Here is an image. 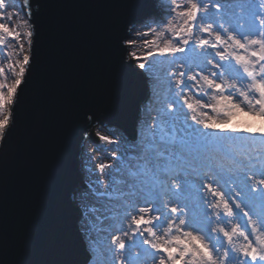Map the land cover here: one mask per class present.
<instances>
[{"label": "water", "instance_id": "obj_1", "mask_svg": "<svg viewBox=\"0 0 264 264\" xmlns=\"http://www.w3.org/2000/svg\"><path fill=\"white\" fill-rule=\"evenodd\" d=\"M30 4L31 63L0 142V264H85L73 197L86 187L81 146L97 140V123L134 138L148 89L124 39L157 7L153 0Z\"/></svg>", "mask_w": 264, "mask_h": 264}, {"label": "rangeland", "instance_id": "obj_2", "mask_svg": "<svg viewBox=\"0 0 264 264\" xmlns=\"http://www.w3.org/2000/svg\"><path fill=\"white\" fill-rule=\"evenodd\" d=\"M218 2L221 5L225 2L226 5L222 6L221 11L216 16L217 24L223 21L226 23L225 26L230 25L234 28L238 21L241 23L248 22L246 6L252 4L253 0H246V3L242 1L243 4L238 3L240 0H218ZM261 2L262 0H254L256 7H259ZM7 3L10 7L5 10L4 18L0 19V22L10 26L22 25L20 17L7 19L8 13H15L17 9H21L20 2L7 0ZM242 5L245 7L242 8ZM149 14H153L157 20L161 17L166 20L165 12L158 9ZM149 14L129 29L126 38L136 41L132 46L126 47V53L129 57H131L129 52H135L137 57L142 58L149 51L143 40L151 41L155 37L152 34L143 38L140 37L139 33L149 31L145 24L159 30L156 24L147 19ZM21 16L27 19L24 11ZM139 27L140 30L137 29ZM17 30L23 33L26 29L20 26ZM22 37L23 35H21L19 43L6 38V43L0 45V67L5 69L6 82L9 84L14 79L13 70L8 67L9 64L15 66L17 60L23 59L21 51L18 52L19 45L24 44L25 41V47L28 51L27 39L23 40ZM194 47L195 45L190 43L184 52L176 53L174 57H161L155 54L149 57L148 61L142 59L132 61L136 66L141 62L148 65L143 70L139 68L145 77L148 94L139 103L140 116L136 120L134 138L130 139L116 125L97 123L95 124L96 126L99 125L97 129H94L95 125L92 127L97 140H94V143L90 137L84 140L83 148L85 147V150L82 148L80 151V168L82 181L86 187L80 186L76 189L73 197L82 212L77 225L90 253L85 264H152L151 258L147 255V252L151 250L142 243L143 237L137 235L133 241L126 240L127 246L123 253H120L111 242L112 235H122L120 229L128 230L134 203L145 206L149 202L151 205L154 204L153 207L149 208H162L161 201L160 203H158L159 201L155 202L156 195L153 191L154 186L151 177L163 175L164 182L158 185L161 189L160 194L167 201H170L171 198L177 200V207L182 212L183 209L190 207L187 212L194 219L200 220L204 208L210 214V218L212 213H216L209 207V204L214 202L213 198L210 197L212 199L210 201L209 198L205 199L207 195L203 197V194L207 193L203 187L205 183H212L214 187L219 186L227 194L225 198L232 201L236 199L232 189L234 186L239 187V179L244 170L252 163L259 166L261 158H264V143H261L258 137L255 140L247 138L248 134L243 132L227 131L220 133L210 143L204 142L203 145H200L202 137L198 134L205 129L202 125L191 120L190 113L183 102V97L196 98L200 96L202 98L199 95L198 82L195 83L193 80L189 83L185 81L184 76L182 79L185 83L179 87L176 85V81L181 79L179 74L181 72L186 73L187 65H192L196 72L207 75L206 69L210 64L200 54L199 48H195L193 51ZM207 58L219 62V57H216L211 49L208 50ZM173 63L178 65L173 67ZM18 70L15 68V71ZM194 75L197 74L194 72ZM142 114L143 118L150 119L149 132L147 128H138V120ZM241 116L248 123L250 122L248 118L250 120L255 119L256 123L253 129L264 126V121L258 117ZM98 132L108 136L114 143L109 144L107 141H101L97 135ZM236 134H239V140L236 138ZM119 140L125 146L128 157L126 160H121ZM100 164H104L106 167L101 170ZM176 172L179 173L177 178L182 183L173 181L169 184V179L174 177ZM181 193L186 194L180 200ZM102 198L105 203L101 202ZM185 199L186 201H183ZM165 203L168 202L164 200ZM103 204L106 206L100 209ZM169 205L168 209L172 207L171 204ZM232 207L237 219H229L230 222L227 224L230 226L239 223L242 227H247V217L236 210L234 204ZM134 209L138 210L137 208ZM219 210L220 208L217 209L218 213ZM156 212L153 211L152 213L156 214ZM130 213L131 215L128 216ZM220 235L222 240L219 239V243L216 242L215 246L219 247L220 244H223V247H219L218 253V255H223L224 249L229 246L223 235Z\"/></svg>", "mask_w": 264, "mask_h": 264}, {"label": "snow or ice", "instance_id": "obj_3", "mask_svg": "<svg viewBox=\"0 0 264 264\" xmlns=\"http://www.w3.org/2000/svg\"><path fill=\"white\" fill-rule=\"evenodd\" d=\"M23 6V9L7 14L8 20L20 17L22 25L10 26L0 22V45L6 43V38L19 43L23 35L31 48L34 31L30 23V0H23ZM9 7L7 0H0V19L4 18L5 10ZM221 8L218 0H170L164 10L166 20L164 17L157 20L153 14L147 17L159 30L145 24L149 31L139 33L141 38L149 34L155 37L151 41L143 40L149 48L147 55L141 58L135 52L128 54L133 59L148 61L155 54L174 57L176 53L184 52L190 43L194 44L193 51L199 48L207 63L219 71L213 72L212 78L202 73L188 77L189 81H193L198 76L199 89L204 96H208L206 101L200 96L183 97L191 120L205 129L247 133V138L255 140L258 137L264 143V126L253 129L245 121L243 128L236 125L230 129L225 127L241 115L258 117L264 121V0L259 7L255 6L254 0L247 5L248 22L238 21L234 28L230 25L226 27L223 21L217 24L216 16ZM24 9H27V19L21 16ZM20 26L26 29L23 33L17 30ZM135 43L130 38L124 41L126 47ZM19 47L23 50V44ZM209 49L219 57V62L207 58ZM30 63V54H25L22 60L16 61L15 66L9 64L14 77L11 84L6 82V71L0 67V77H3L0 79V142L5 141L12 126L13 108ZM147 66L144 62L137 64L142 70ZM15 68L19 70L15 71ZM179 75L181 79L176 81L178 87L185 83L182 78L186 73L181 72ZM97 135L101 141L114 143L106 135L99 132ZM105 167L100 164L101 170ZM203 187L213 198L210 208L219 209L222 206L224 215L231 219L234 216V204L235 209L247 217V227L239 223L230 226L221 223L219 214L213 213L217 216V224L209 231L211 220L208 213L204 220L186 219L179 207H171L169 212L174 215L165 219L164 214H151L159 209L139 207L131 216L128 230L120 229L122 235L111 236L112 244L123 253L127 246L126 240L133 241L139 235L143 237L142 243L151 250L147 255L152 264H180V261L183 264H264V158H261L259 166L252 163L244 170L239 187L234 186L232 189L236 197L232 201L225 198L227 194L219 186L205 183ZM163 207L168 208V204L165 203ZM211 233H217L218 236L222 234L227 241L229 247L224 249L223 255H218L219 247H223V244L219 247L213 245Z\"/></svg>", "mask_w": 264, "mask_h": 264}, {"label": "bare ground", "instance_id": "obj_4", "mask_svg": "<svg viewBox=\"0 0 264 264\" xmlns=\"http://www.w3.org/2000/svg\"><path fill=\"white\" fill-rule=\"evenodd\" d=\"M18 3H19V0H16ZM154 1V4H156V6H157V9L159 10V11H161V12H165L164 10H165V8L170 4V0H153ZM242 1H243V3H246L245 1L246 0H240V2H238V3H241V4H243L242 3ZM224 5H226V3L224 2L223 4H222V6H224ZM19 6H20V8L21 9H23L22 8V6L20 5V3H19ZM213 12H215V9L214 10H212ZM226 24V23H225ZM227 26H229V25H227ZM226 26V27H227ZM135 27H138V26H135ZM233 27V26H232ZM132 29H134V28H132ZM138 30H140V27L139 28H137ZM22 39L24 40L25 39V37L23 36L22 37ZM134 41H135V39H134ZM22 44V43H21ZM26 45H25V41H24V44H23V50H21L20 49V47H19V49H18V52L19 51H21V53H22V55L21 56H23V55H25L26 54V52H27V49H26V47H25ZM224 63H227V62H224ZM234 63V62H233ZM178 64H176V63H173L172 64V66L173 67H175V66H177ZM211 66L212 65H208V67H207V69H206V72H207V75H209V77L210 78H212V73L215 71V70H217V72L219 71V69H214L213 67L211 68ZM186 75H185V81H187V82H189V83H191V82H193V81H189L188 80V77L189 76H194V72L197 74V73H199V72H196L195 70H194V68H193V66L192 65H187V67H186ZM199 81V77H197V79L196 80H194V82L196 83V82H198ZM198 88H199V85H198ZM200 90V89H199ZM211 90H209V92H210ZM201 93V91L199 92V95H201L202 96V100H208V96H204L203 94H200ZM207 111H210V110H208V109H206ZM248 117H250V116H248ZM246 120H245V118L244 117H242V116H238V117H236L235 119H233V120H231L230 121V123L228 124V125H226L225 127L227 128V129H230V128H232L233 127V125H236L237 127H240V128H242V127H244V122H245ZM248 121H250L249 122V124H251L252 126H253V128H255V119L253 118V120H250L249 118H248ZM149 123H150V119H146V118H143V114H142V117L138 120V128H142V129H144V128H147L148 129V132H149V130H150V126H149ZM95 125V124H94ZM98 126L99 125H95L94 126V129H97L98 128ZM205 129V128H204ZM227 131H220L219 129H205V130H202V132L200 133V134H198V136H201L202 137V139H201V142H200V140L197 138V140L200 142V145H203L204 144V142H207V143H210L211 142V140L212 139H214L218 134H220V133H226ZM146 137V136H145ZM236 138L239 140V134H236ZM86 139V138H85ZM144 140V139H143ZM143 143V142H142ZM118 144H119V148H120V151H121V154H122V156H121V160H126V159H128V157H127V152H126V150H125V146H124V144H123V142H120V140L118 141ZM85 145V142L83 141V143H82V146H81V150H82V148H83V146ZM201 147V146H200ZM84 150H85V147L83 148ZM116 160L118 161V158H116ZM119 162V161H118ZM204 163V162H203ZM118 164V163H117ZM200 164V163H199ZM201 165V164H200ZM81 169V168H80ZM178 170V169H177ZM87 172V171H86ZM179 172V171H178ZM178 172H176V174L174 175V177H172L171 179H169V184L171 183V182H173V181H176V182H179V183H182V181H179V179L177 178L178 176H177V174H179ZM181 173H182V171H181ZM84 174H85V171H84ZM242 176V175H241ZM152 178V180H153V186H154V188H153V191H154V193H155V195H156V200H155V202H157V201H159L158 203H160V201H161V205H162V208L161 209H159V211H157L156 212V214H153V213H151L152 215H160V214H164V217H165V219H167L169 216H172V215H174V214H172V213H170L169 212V209L168 208H164L163 207V205H164V200H165V202H168L167 204H168V207L170 206L169 204H171V206L172 207H177L178 206V202H177V200L175 201V199L174 198H171L170 199V201H167V199L166 198H164L160 193H161V189L158 187V185L159 184H162L163 182H164V176L163 175H161L160 177L159 176H155L154 178L153 177H151ZM175 182V183H176ZM174 183V184H175ZM75 192V191H74ZM185 194L186 193H181V196L179 197V199L181 200L183 197H185ZM194 194V193H193ZM205 195H207V198H209L210 199V201H212V199L210 198L211 196H209L208 195V193H204L203 194V197L205 196ZM117 196V195H116ZM202 196V195H201ZM164 198V200H163V202H162V199ZM137 199H139V198H137ZM169 200V199H168ZM183 201H186V199L185 200H183ZM101 202L102 203H105V201L103 200V198L101 199ZM174 202H175V205H173L174 204ZM137 203H134L133 204V214L136 212V210L134 209V208H139V207H153V205H151V203H146L147 205H145V206H143V204H138V205H136ZM104 206H106V205H104L103 204V206L101 205L100 206V209L101 208H103ZM188 208H190V207H188ZM187 208V209H188ZM193 208H194V206H193ZM192 207H191V209H193ZM168 209V210H167ZM187 209H183V212L181 211V213H182V216H183V218H186V219H190V218H193L194 219V217H192L188 212H187ZM210 210H214L216 213H218V211H217V209H210ZM202 213H203V215L201 216V218H200V220H204V218H205V214L207 213V211H206V209L204 208L203 209V211H202ZM219 217H220V222L221 223H228V222H230L229 221V218L228 217H226L225 215H224V209H223V207L221 206L220 207V210H219ZM131 215V213L130 214H128V216H130ZM199 217H200V214L198 215ZM210 220H211V226L210 227H215L216 225L214 224V223H217V216L216 215H214L213 213H212V217L210 218V217H208ZM235 218V219H234ZM129 219H131V218H129ZM236 220L237 219V217L234 215L232 218H231V220ZM177 223H178V220L176 221ZM205 223H207V221H205ZM209 227V228H210ZM209 231H210V229H209ZM221 238V235H217V233H211V242H212V244L213 245H215L216 244V242L219 240ZM222 239H220V241H221ZM180 264H183V261H180Z\"/></svg>", "mask_w": 264, "mask_h": 264}]
</instances>
